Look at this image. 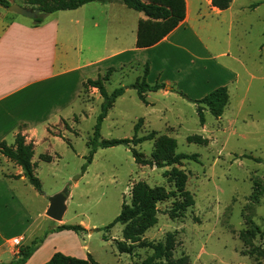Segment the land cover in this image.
I'll return each instance as SVG.
<instances>
[{
  "label": "rangeland",
  "instance_id": "1",
  "mask_svg": "<svg viewBox=\"0 0 264 264\" xmlns=\"http://www.w3.org/2000/svg\"><path fill=\"white\" fill-rule=\"evenodd\" d=\"M10 1L27 7L26 0ZM113 5L128 12L131 27L138 12L119 2ZM232 11L235 23L230 32L227 25L209 19L214 23L210 34L204 31L206 36L201 35L213 52L228 48L229 55L191 59L181 49H166L161 55L142 50L97 66L101 76L109 67L114 69L105 82L108 92L125 87L101 120L100 139L131 138L134 133L140 137L155 131L174 138L177 152L197 154V160H184L179 166L188 175L186 188L193 194L194 204L172 219L165 213L170 200L159 203L158 221L143 235L155 242L172 238V258L185 255L186 264H264V0H235ZM0 13L12 20L29 19L1 5ZM67 21L68 17L61 19L63 24ZM148 60L152 67L147 82L159 80L160 73V80L170 84L166 89L164 83L162 92H147L145 104L130 84L142 76ZM93 70L87 71L95 79L98 71ZM221 85L228 88V103L219 117L204 108L203 124L196 104L177 92L198 98ZM79 101L72 110L67 109L73 112L70 117L49 127L65 139L36 145L35 173L42 192L27 184L26 190L18 193L24 204L18 219L32 222V238L43 235L48 225L60 223L45 214L49 197L67 188L64 223L86 228L78 232L64 229L55 237L66 254L82 258L90 254L99 264H141L152 250L136 248L131 255L120 253L114 240L122 239L123 225L106 226L119 213L123 198L129 202L135 181L173 189L163 175L171 166L136 162L131 147L149 158L153 140L97 147L87 162L102 96L95 88L82 87ZM189 136L195 139L191 141ZM41 155H51V160L44 161ZM37 225L43 229H35ZM53 246L48 244L42 257L46 258ZM35 262L36 258L31 263Z\"/></svg>",
  "mask_w": 264,
  "mask_h": 264
},
{
  "label": "crops",
  "instance_id": "2",
  "mask_svg": "<svg viewBox=\"0 0 264 264\" xmlns=\"http://www.w3.org/2000/svg\"><path fill=\"white\" fill-rule=\"evenodd\" d=\"M209 1L185 0V17L178 26L154 45L143 48L135 46L137 25L144 18L143 13L135 10L138 13L133 15L130 27L128 12L113 5L121 3L117 0L91 1L74 9L58 10L47 14L37 26L33 25L32 18L12 20L0 13V142L13 144L18 132L24 135L26 142L33 143L34 149L38 143L51 145L54 139L64 140L63 135L53 134L49 127L73 114L67 109L72 110V106L80 102L83 83L90 78L87 70L94 68L93 71H98L101 76V67H97L101 63L142 50L161 55L166 49H181L191 59L229 55L228 48L213 52L201 35L205 37L204 31L209 33V28L214 25L209 19L227 25L230 32L235 23L232 11L235 0L223 10ZM64 17H68V21L63 24L61 19ZM148 63L147 76L152 61L148 60ZM160 77L159 73L156 82L166 83L168 89L170 83L168 80L162 82ZM32 161L37 164L34 154ZM27 184L30 183L22 175V168L0 152V263L11 260L18 250L10 243L11 238H22L20 244H29L33 239L32 222L18 219V212L24 211L18 193L26 190ZM48 206L47 203L45 209ZM61 224L68 223L62 218L60 223L48 225L44 231ZM35 229L42 230L43 227L37 225ZM64 231L49 232L24 264H32L35 258L34 264H43L59 250L66 254L55 240ZM50 243L54 246L44 258L45 248Z\"/></svg>",
  "mask_w": 264,
  "mask_h": 264
},
{
  "label": "trees",
  "instance_id": "3",
  "mask_svg": "<svg viewBox=\"0 0 264 264\" xmlns=\"http://www.w3.org/2000/svg\"><path fill=\"white\" fill-rule=\"evenodd\" d=\"M103 0H26L27 7L39 8L40 13L32 18L33 25L41 24L45 16L58 10H70L78 6L91 2ZM106 1V0H104ZM128 8L142 12L144 18L138 21L136 30L135 46L138 48L149 47L160 41L170 31H172L185 17V0H117ZM232 0H210L211 4L223 10L228 8ZM10 0H0V5L8 6ZM26 7V6H25ZM113 67H109L106 73L95 79L88 78L83 83V87H91L98 90L102 96L100 104V113L97 116L94 125L93 135L89 140V153L87 162L92 160L93 153L97 147H109L113 145H136L145 140H153V148L149 158H144L142 153L131 147L132 154L137 163L148 164L158 168L171 166L165 170L163 175L169 183H172L173 189H166L161 185L151 186L144 180L135 181L130 189V200L127 202L124 198L121 203L120 211L106 229L116 223H121L122 239L114 240L115 246L120 253L134 254L136 248H149L152 253L146 256L141 264H186L187 256L182 255L177 259L172 258L174 248L173 239L167 236L164 241H152L143 237L144 233L154 226L158 221V204L170 200V205L166 212L170 218L182 216L187 208L194 204L193 194L186 188L187 173L179 166L184 160H197V154L183 153L176 151V140L165 134L157 135L151 131L146 135L136 137L135 133L131 138L119 139H100L101 120L106 116L108 109L113 105L116 98L123 94L125 87L119 86L108 92L105 82L109 80ZM149 72V63L145 62L143 74L137 77L130 87L134 88L138 98L145 104L146 92L163 89L165 84L161 82L149 83L146 76ZM180 96L196 104V111L199 117V123L203 124V109L207 108L210 113L219 117L226 107L229 100L228 88L225 85L218 86L204 96L198 99L190 98L181 91H177ZM140 118L134 126L137 131ZM62 137V135H59ZM65 139L64 137H62ZM200 137H197L199 139ZM189 140L195 139L193 136ZM200 140V139H199ZM200 142V141H198ZM0 152L2 155L13 161L22 168V175L38 192L41 190V182L35 173L36 162L32 161L34 154V145L32 142H26L24 135L18 132L14 142L8 145L5 141L0 142ZM44 161H50L51 155H41ZM85 165L83 166V170ZM67 229L73 231H82L85 228L81 224H61L52 229L46 230L43 235L35 237L29 244H21L15 256L8 262L0 264H24L33 252L40 246L43 239L49 232L61 231ZM43 264H99L90 254L86 258H80L60 251H55L51 257Z\"/></svg>",
  "mask_w": 264,
  "mask_h": 264
},
{
  "label": "water",
  "instance_id": "4",
  "mask_svg": "<svg viewBox=\"0 0 264 264\" xmlns=\"http://www.w3.org/2000/svg\"><path fill=\"white\" fill-rule=\"evenodd\" d=\"M2 7L8 9L9 11L23 15L29 18H35L39 13V8H31L18 5L12 2L8 6L1 5ZM68 195L67 188L63 189L61 192H58L51 197H49L50 203L47 209H45V214L53 220H61L63 214L66 210L65 200Z\"/></svg>",
  "mask_w": 264,
  "mask_h": 264
},
{
  "label": "built area",
  "instance_id": "5",
  "mask_svg": "<svg viewBox=\"0 0 264 264\" xmlns=\"http://www.w3.org/2000/svg\"><path fill=\"white\" fill-rule=\"evenodd\" d=\"M21 240L22 238L20 237H14V238H11L10 240V243L13 245V246H16V247H19L21 244Z\"/></svg>",
  "mask_w": 264,
  "mask_h": 264
}]
</instances>
